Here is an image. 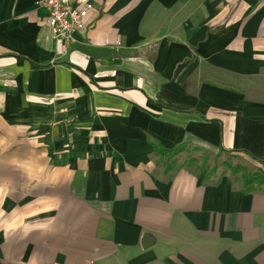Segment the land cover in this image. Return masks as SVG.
<instances>
[{
  "label": "crops",
  "instance_id": "obj_1",
  "mask_svg": "<svg viewBox=\"0 0 264 264\" xmlns=\"http://www.w3.org/2000/svg\"><path fill=\"white\" fill-rule=\"evenodd\" d=\"M93 1L58 46L0 0V264H264V188L188 158L264 163V0Z\"/></svg>",
  "mask_w": 264,
  "mask_h": 264
},
{
  "label": "built area",
  "instance_id": "obj_2",
  "mask_svg": "<svg viewBox=\"0 0 264 264\" xmlns=\"http://www.w3.org/2000/svg\"><path fill=\"white\" fill-rule=\"evenodd\" d=\"M38 6L48 11V23L58 46H70L87 25V18L95 10L93 0H38ZM70 142L64 148L70 149Z\"/></svg>",
  "mask_w": 264,
  "mask_h": 264
},
{
  "label": "trees",
  "instance_id": "obj_3",
  "mask_svg": "<svg viewBox=\"0 0 264 264\" xmlns=\"http://www.w3.org/2000/svg\"><path fill=\"white\" fill-rule=\"evenodd\" d=\"M153 146H154L155 152L162 157H164V156L173 157V156L177 155L178 153H180L181 151H183V149H185V147L168 149L159 143H153ZM221 151L230 152L235 156L239 155V153H240V152L233 151V150H226L224 148L221 149ZM243 152L246 153V155L253 162H255V164H256L255 168L248 169L247 166H245L242 163L233 164L232 162H227V161H224L223 164L225 166H228V168L231 170V173L233 175H237V174L241 173L243 192L248 193L254 189L264 188V163L261 160H259L258 158L252 156L247 151H243ZM216 157H218V156H216ZM204 163H206V161ZM204 163H203V166H206L207 163L206 164H204ZM216 171H217V167H213L211 169V171L209 172V174H213Z\"/></svg>",
  "mask_w": 264,
  "mask_h": 264
},
{
  "label": "rangeland",
  "instance_id": "obj_4",
  "mask_svg": "<svg viewBox=\"0 0 264 264\" xmlns=\"http://www.w3.org/2000/svg\"><path fill=\"white\" fill-rule=\"evenodd\" d=\"M190 153L191 154L188 155V158H194L192 163L195 162V164H193V167H195L197 171H199L200 169H203V167H205V166H203V163L206 161L207 166L205 168H207L209 170V172L211 171V169L213 167H217V171L215 172L216 176L228 175V176H236L237 178H239V177L242 178L241 173H239L237 175H233L231 173V170L228 168V166H225L223 164L224 161L232 162L233 164L242 163L245 166H247L248 169H253L256 167L255 162H253L245 154H239V155L235 156L230 152L221 151V150L218 153H206V152L203 153V152H199V151H191ZM216 156H218V157H216ZM174 157L175 156H173L172 159ZM206 163H204V164H206Z\"/></svg>",
  "mask_w": 264,
  "mask_h": 264
}]
</instances>
